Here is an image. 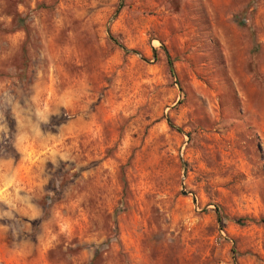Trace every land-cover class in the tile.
<instances>
[{"label": "rangeland", "instance_id": "obj_1", "mask_svg": "<svg viewBox=\"0 0 264 264\" xmlns=\"http://www.w3.org/2000/svg\"><path fill=\"white\" fill-rule=\"evenodd\" d=\"M0 264H264V0H0Z\"/></svg>", "mask_w": 264, "mask_h": 264}, {"label": "trees", "instance_id": "obj_2", "mask_svg": "<svg viewBox=\"0 0 264 264\" xmlns=\"http://www.w3.org/2000/svg\"><path fill=\"white\" fill-rule=\"evenodd\" d=\"M16 17H17L16 18V23H15L16 28H23L24 30H26L27 26H26V24H24V19L22 17H20L19 15H16ZM238 23L241 24V25H244L245 24V19L242 17L240 20H238ZM124 50L127 51V49H125V48H124ZM168 65H169V68H170V72L173 75L174 71H173V68H172V61L170 59H168Z\"/></svg>", "mask_w": 264, "mask_h": 264}]
</instances>
